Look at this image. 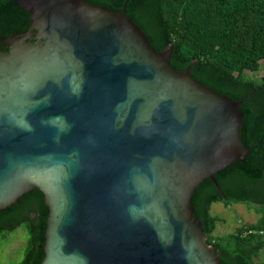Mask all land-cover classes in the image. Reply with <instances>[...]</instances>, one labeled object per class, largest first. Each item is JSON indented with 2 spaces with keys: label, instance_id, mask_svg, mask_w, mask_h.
<instances>
[{
  "label": "water",
  "instance_id": "1",
  "mask_svg": "<svg viewBox=\"0 0 264 264\" xmlns=\"http://www.w3.org/2000/svg\"><path fill=\"white\" fill-rule=\"evenodd\" d=\"M0 45V212L35 190L42 264H221L199 186L244 162L235 101L171 66L126 16L84 0H17Z\"/></svg>",
  "mask_w": 264,
  "mask_h": 264
},
{
  "label": "trees",
  "instance_id": "2",
  "mask_svg": "<svg viewBox=\"0 0 264 264\" xmlns=\"http://www.w3.org/2000/svg\"><path fill=\"white\" fill-rule=\"evenodd\" d=\"M17 0H0L1 39L28 30L30 15ZM126 16L163 52L172 48L171 66L235 101L243 117V142L250 150L244 162L215 175L192 198L194 216L217 248L221 264L259 263L264 250V0H84ZM244 203L261 215L226 237H216L222 219L212 205ZM49 209L41 191L23 196L0 212V238L23 228L24 258L18 264H42Z\"/></svg>",
  "mask_w": 264,
  "mask_h": 264
},
{
  "label": "rangeland",
  "instance_id": "3",
  "mask_svg": "<svg viewBox=\"0 0 264 264\" xmlns=\"http://www.w3.org/2000/svg\"><path fill=\"white\" fill-rule=\"evenodd\" d=\"M211 213L222 219L218 223L215 232L216 237H226L236 229L245 224L257 223L261 215L254 209H249L244 203L231 204L215 203L212 205ZM27 244V234L23 228L9 233L6 239L0 238V264H18L24 258V251ZM259 263H264V250L261 252Z\"/></svg>",
  "mask_w": 264,
  "mask_h": 264
}]
</instances>
